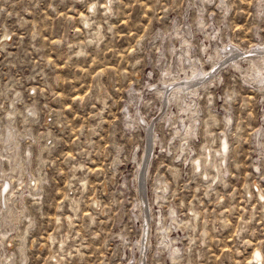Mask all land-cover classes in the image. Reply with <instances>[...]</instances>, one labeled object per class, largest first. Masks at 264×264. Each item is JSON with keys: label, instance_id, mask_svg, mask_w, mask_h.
Returning a JSON list of instances; mask_svg holds the SVG:
<instances>
[{"label": "rangeland", "instance_id": "obj_1", "mask_svg": "<svg viewBox=\"0 0 264 264\" xmlns=\"http://www.w3.org/2000/svg\"><path fill=\"white\" fill-rule=\"evenodd\" d=\"M201 1L0 0V128L13 104L12 124L31 131L23 164L41 180L0 235L4 258L19 264L22 244L25 264H256L254 251L264 264V91L243 79L245 64L219 67L197 94L199 126L186 142L175 135L177 103L156 95L162 69L182 67L185 33L209 75L215 43L241 54L264 43V0H223L227 11ZM223 132L227 161L211 185L190 160L206 140L216 150Z\"/></svg>", "mask_w": 264, "mask_h": 264}, {"label": "bare ground", "instance_id": "obj_2", "mask_svg": "<svg viewBox=\"0 0 264 264\" xmlns=\"http://www.w3.org/2000/svg\"><path fill=\"white\" fill-rule=\"evenodd\" d=\"M200 2L202 1L200 0ZM217 3L220 5V7H218L219 9L223 8L224 11H227L225 2L223 0H219V2L217 1ZM200 8L201 11L203 12L204 7L201 6ZM90 9H91L90 11L94 12L93 11L95 10L94 4L90 7ZM203 22L204 21L202 19H199L198 20L199 26H202L204 24ZM83 23L85 25H88V22L86 20H84ZM186 32H188L189 34L191 33L188 29L186 30ZM173 34L178 36L180 33H178L177 30H175ZM188 36L187 33H185L181 36L179 40L180 44L182 45L181 48H185V51L187 52V55H184V53H182V51L184 50L183 49L181 52H179V55L177 57L182 67L178 70V72H175L173 70V65H167L166 68H163L161 71V78H160L161 84L159 88L156 87V95L161 97V100L164 99L163 101L164 105H166L167 102L171 103L173 101L177 103L178 114H175V120L173 123L174 125H176L175 135L180 136L183 142H186L185 138L191 137L194 134H196L195 130H197L198 129L197 126H199L198 121H199V113H200V108L198 104L200 93L199 95L197 94L198 92H200V90H203L206 87H210L211 83H213V80L218 75L219 67L227 66L233 70L239 71L242 70L244 66L243 64H245L246 70L244 69L245 71L242 73L243 79L246 80V82H248L251 85L255 84L259 86L260 89L264 91V43L261 45L259 44L258 46L256 45L255 51L252 52L249 51L245 54L239 53L237 48L234 46L229 47L223 44V46L220 48L218 47V45H216V43L214 44V46L210 45L211 48L213 47L215 48H214V53L208 55L207 62L210 63L211 69L212 68L217 69V71L215 70L217 74L213 71L214 73L212 72L209 75L208 72L205 71L203 68V62H201L198 58L191 56V51H190L191 42ZM201 47L202 50L205 51L206 46L202 45ZM180 53L184 55L183 58H180L182 57ZM163 62L164 61H162V63ZM207 76L209 77V79L204 82L203 80H205ZM209 95L210 93H208V96ZM208 101H210V104L212 105V101L210 99ZM26 111H27V115L31 116L32 118H35L37 116L36 108H32V107L27 108ZM15 112L16 111L14 110V106L13 104H11V109L6 114L7 119L5 121V124L0 128V130H2L0 134V183H1L0 235L2 237H6L8 232L13 230V226H15L16 223H19L20 218L22 216H25V211H26L24 204V199L26 197L25 195L31 196L32 199H34L35 197L39 196L41 189L40 188L41 180L35 179L34 178L35 176L33 177V175L29 173V170L26 169L28 165L25 167V165L23 164V161L25 163V159L27 160L26 163L29 162L30 156L32 155L31 151L29 149L25 150L24 151L25 155H23L24 158H21L20 140H22V138H24L27 135L31 136V131L25 128L23 133H19L20 131L18 132L16 127L12 124V118L14 117ZM168 114L170 113L166 112V116H168ZM209 117L213 123L217 122L216 117L211 113H209ZM224 120L226 126H229L231 124V117L226 116ZM167 121L168 120H166V122ZM145 127H146V134L148 136L150 133L149 131L152 130V127L149 125V123ZM204 127L206 128V133L209 132L208 131L209 124L207 122L204 124ZM259 133L261 132H258V134ZM155 137L154 139H156ZM227 137L228 136L223 132L222 137H220L219 139L218 148L216 150H213L212 147L209 145V142L206 140L205 144L201 148L202 154H199L198 156L190 160L192 164V170L195 173H198L201 177L208 179L211 172V182H210L211 185L212 183L215 184L217 183V181H220L219 180L221 174L220 170H222V165L225 163V161H227L225 156V154H227L228 152ZM180 151L182 153L185 152L186 149L182 147ZM4 159L7 160L9 169L3 168L2 160ZM40 160L38 162H41ZM22 171H25L26 174L27 173L29 174L27 180L25 181H21ZM141 171L138 176L139 189L141 188V183H142L141 179L142 178L144 179L146 175L144 170ZM14 181H17L20 184L17 187V191H15L16 190L15 187L12 186V183ZM157 189L160 190L161 192L166 191V188L161 185L158 186ZM14 202H17L20 208L15 207ZM141 204L142 202H140V207L141 206L143 207L144 204L143 205ZM172 212L173 211H171V214ZM162 238L163 239L161 244L164 247L166 248L171 247V249L170 248L169 249L172 251V253L179 252L178 248L172 246L171 239L167 236V234L165 235L164 233ZM21 239L24 240L23 237H21ZM2 244L3 243L0 240V246ZM18 253H19V264H25L26 255H25L24 246L22 244L18 246ZM261 258L262 256L260 252L254 251L251 257V262H255L256 264L260 263ZM3 261H6L8 264H13V259L9 260L6 257L4 258V255L2 254L0 249V264H4Z\"/></svg>", "mask_w": 264, "mask_h": 264}]
</instances>
